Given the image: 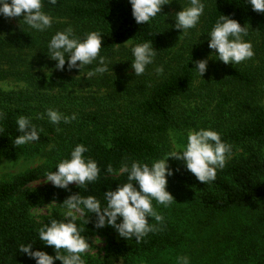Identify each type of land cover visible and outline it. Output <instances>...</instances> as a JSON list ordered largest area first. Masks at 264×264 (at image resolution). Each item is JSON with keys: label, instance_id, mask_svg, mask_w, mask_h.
Listing matches in <instances>:
<instances>
[{"label": "rangeland", "instance_id": "rangeland-1", "mask_svg": "<svg viewBox=\"0 0 264 264\" xmlns=\"http://www.w3.org/2000/svg\"><path fill=\"white\" fill-rule=\"evenodd\" d=\"M219 1L205 0V12L200 23L188 30L186 35L182 34V29L175 28L174 15L183 6H188V0H171L164 4L161 20L163 50L141 76H135L130 67L131 44H136L135 41L117 46L110 53L101 54L110 61L108 71L103 74L91 77L87 75L95 69L96 62L85 66L82 71L69 70L67 62L64 70L55 69L56 61L48 57L46 50L47 42L55 31L68 25L74 28L76 35L96 30L92 22L75 20L65 15L58 4L53 7L45 0V11L54 19L52 27L46 32L30 29L22 22V16L5 18L0 15V39L17 38L21 31H25L24 34L28 37L15 46H0V54L12 58L0 60V97L1 94L12 91L32 96L31 100L13 104L0 99V109H23L22 115L38 122L45 133L42 141L22 145L11 156H0V185L12 182L31 170L41 169L44 173L52 169L55 171L57 162L69 153L79 139L100 140L110 144L119 132L141 133L142 117L138 110L140 103L149 95L154 85L164 81L181 63L189 62L191 54L193 59L190 61L208 58V65L204 76L196 74L191 87L176 101L177 122L168 130L176 131L177 143H186V136L181 134L186 133L189 128L210 127L218 131L242 121L248 116L249 109L236 110V100L249 97L251 108H264L262 24L247 26L246 39L252 43L255 53L251 59L234 66L232 63L224 64L215 57L209 58L213 50L208 47L206 22ZM158 65L164 67L162 76H156L154 72ZM230 67L247 70L252 75L251 85H231L227 79ZM224 94L232 101L226 102ZM48 108L59 110L69 117L76 114V119L68 123L61 121L55 125L46 116L38 118ZM50 126L55 127L53 133L49 132ZM168 130L151 136L161 147V155L156 159L163 157L171 148ZM243 150L244 147L239 148L238 153ZM261 153L264 157V146L261 147ZM169 164L172 168H184L181 161L172 158H169ZM33 185L38 187L52 184L45 183L42 179ZM167 189L177 202L165 208L153 201L164 220L157 224L149 217V222L155 226L173 227L177 244L153 254L138 256L131 264H177V257L182 255L190 257V264H254L253 261H246L244 256L256 244L257 238L264 234V224L257 230L253 224L257 219L255 213L260 212L258 208L249 207L211 218L206 212L197 210L194 200L187 198L180 190L177 191L170 183ZM59 203L62 202L52 200L36 205L31 211L33 219L37 222V217L32 214L34 212H38V219L45 223L50 221V215L58 217ZM85 227L82 234L93 242L85 255L87 264L101 261L110 244L122 239L111 226L97 230L90 229L87 225Z\"/></svg>", "mask_w": 264, "mask_h": 264}, {"label": "trees", "instance_id": "trees-1", "mask_svg": "<svg viewBox=\"0 0 264 264\" xmlns=\"http://www.w3.org/2000/svg\"><path fill=\"white\" fill-rule=\"evenodd\" d=\"M57 4L70 18L89 21L96 26L95 31H99L102 36L101 54L112 52L130 38L137 43L151 41L157 48V55L163 50V9L149 23L140 25L132 16L128 0H58ZM223 14L237 19L242 26L262 24L264 31V13L254 11L248 5V0H220L207 19L208 31ZM24 32H19L17 38L0 39V46L23 43L28 38ZM0 60L12 58L0 54ZM194 66V61L181 63L164 81L152 87L138 108L142 117L141 133L119 132L110 144L91 139H79L75 143L84 144L88 148L84 155L96 160L100 168L99 179L88 185L86 190L82 188L80 191L74 183L69 186L70 190L53 185L35 187L33 184L41 181L46 174L41 169L31 170L12 182L0 185V264H35L33 259L17 248L38 238L37 230L40 225L31 215L36 205L52 200L63 202L69 195L79 191L81 195L94 194L101 198L104 191L109 188L114 190L119 183L127 182V174L119 171L123 163L130 165L133 160L151 163L161 155L160 145L151 136L166 132L177 122L176 101L191 87L197 74ZM227 79L234 87H247L252 83V75L238 67L227 70ZM224 97L226 102L232 101L227 94ZM0 99L13 104L31 100L32 96L12 91L1 94ZM249 99L245 97L234 103L238 111L249 109L248 116L233 126L218 130L222 140L232 146V155L226 166L217 171L216 179L204 184L186 169L175 167L174 170H179L168 178V183L177 191L185 193L187 198H192L196 209L206 212L211 218L249 207L258 208L260 212L255 213L257 219L253 223L257 230L264 224V157L261 153V147L264 146V108H251ZM0 112L4 113L3 119H0V156H11L20 148L13 141L20 134L16 119L24 111L19 107H8L0 109ZM32 122L41 128L38 122ZM54 130L55 127L50 126L49 132L53 133ZM44 135L43 132L38 141H42ZM241 147L244 150L238 153ZM72 148L62 159L69 157ZM109 165L113 172L107 171ZM94 221L93 214L87 227L100 229L95 227ZM156 229L143 237L140 243L136 242L135 237L112 242L103 259L92 264H131L138 256L153 254L177 244L173 227L158 225ZM33 248L55 255L53 247L45 246L39 241L33 243ZM244 258L254 264H264V234L257 238L256 244ZM55 264L62 262L57 260Z\"/></svg>", "mask_w": 264, "mask_h": 264}, {"label": "clouds", "instance_id": "clouds-1", "mask_svg": "<svg viewBox=\"0 0 264 264\" xmlns=\"http://www.w3.org/2000/svg\"><path fill=\"white\" fill-rule=\"evenodd\" d=\"M55 7L58 0H47ZM132 8V16L137 24L149 23L158 14L162 7L171 0H128ZM248 5L259 13H264V0H248ZM205 0H188V6L182 7L174 15L175 28L182 29L187 34L201 21L205 12ZM0 15L5 18L23 17L22 22L36 32L49 30L54 19L45 11V0H0ZM247 25L232 18L230 15H221L211 30L207 32L208 47L213 50L210 57H215L224 64L232 63L234 66L254 56L252 43L246 39ZM180 38V37H179ZM131 43V38L125 42ZM102 36L99 31H89L83 36L76 35L71 25L55 31L47 42V55L56 61L54 68L64 70L67 68L82 69L96 62L94 70L87 73L89 77L103 74L108 71L110 61L101 55ZM157 55V48L151 41L131 44L132 59L130 67L135 76L143 75L149 65H153ZM192 54L190 60H192ZM189 60V61H190ZM79 62V63H78ZM196 73L203 77L207 71L208 58L194 61ZM164 67L158 65L154 68L156 76L164 75ZM4 113L0 112V119ZM47 117L52 124L58 125L76 119V114L65 116L59 110L48 108L38 118ZM17 131L20 133L13 141L15 146L33 143L40 139L43 133L28 116H18L16 119ZM186 143H177V133L168 130L170 150L161 158L151 163L133 160L131 164L123 163L121 173L127 174V182L119 183L113 190L109 188L98 198L94 194L81 195V189L99 179L100 168L96 160L86 157L88 148L84 144H76L68 158L57 162L55 171H48L43 178L45 183L51 182L54 187L70 190L69 186L75 184L79 192L69 195L60 205L58 217L50 215V221L45 223L38 219L39 213H32L37 217L40 227L37 237L32 241L21 244L17 249L26 254L35 264H55L59 260L62 264H87L85 255L90 246L89 238L82 233L86 225L95 216V227H113L120 237L136 242L148 233L156 231V226L149 222L153 218L157 224L163 223L164 217L156 210L153 201L165 208L177 200L167 189L168 178L175 171L169 164V158L181 161L184 168L192 173L199 182L214 181L217 171L226 166L228 158L232 155V146L222 140L221 133L212 128L187 129ZM113 172L112 166L107 168ZM44 208V207H39ZM98 237V236H97ZM97 239V238H96ZM41 242L45 246L53 247L55 255L49 254L40 248H33V243ZM177 264H190V257L186 255L177 257Z\"/></svg>", "mask_w": 264, "mask_h": 264}]
</instances>
